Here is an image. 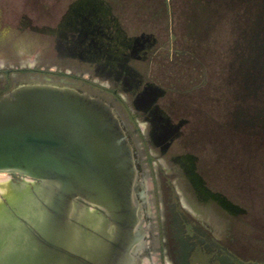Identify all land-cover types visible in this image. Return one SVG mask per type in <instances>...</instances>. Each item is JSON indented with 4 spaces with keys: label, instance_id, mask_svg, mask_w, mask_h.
Here are the masks:
<instances>
[{
    "label": "rangeland",
    "instance_id": "1",
    "mask_svg": "<svg viewBox=\"0 0 264 264\" xmlns=\"http://www.w3.org/2000/svg\"><path fill=\"white\" fill-rule=\"evenodd\" d=\"M79 2L82 7L89 5L97 10L96 14L86 15L89 19L85 26H89L88 22L101 25L107 34L121 30L123 43L132 45L138 40L145 45L144 50L135 52L139 59L128 55L127 67L132 76L119 95L133 112L145 115L147 111H139L134 104L138 88L147 84L157 86L162 97L156 103L174 127L170 129L163 123L162 131L171 132H165L164 139L156 142L150 136L155 129L152 122L145 123L143 117L137 119L150 140V152L161 162L154 160L152 169L142 164L141 176L151 172L155 176L145 177L147 188H153L151 181L155 178L160 185L162 180L169 181L191 211L221 218L224 232L264 227V143L248 142L228 133L238 89L230 82V65L239 52L237 44H246L259 28L260 7L255 6L256 1L0 0V70L25 69L22 66L33 67L40 62L32 69L75 75L110 89L115 76L109 66H104L108 59L103 53L107 50L111 57H117V53L124 51L121 39L106 41L96 34L100 40L93 45L89 28L77 47V39L65 38L64 31L60 34V13ZM43 5L52 10L46 14ZM97 17L104 23L97 22ZM25 22L32 28L23 27ZM43 26L51 31L40 32ZM12 77L47 78L102 96L117 109L140 153L141 146L134 127L127 121L125 108L97 87L24 70L16 71ZM10 182L22 189L27 181L10 177ZM33 186L28 184L24 192L11 199L3 196L0 235L6 201L19 204ZM150 210L155 211V206Z\"/></svg>",
    "mask_w": 264,
    "mask_h": 264
},
{
    "label": "water",
    "instance_id": "2",
    "mask_svg": "<svg viewBox=\"0 0 264 264\" xmlns=\"http://www.w3.org/2000/svg\"><path fill=\"white\" fill-rule=\"evenodd\" d=\"M135 154L104 99L15 79L0 97V173L35 185L19 204L6 201L0 264H122L119 254L138 243L137 214L149 211Z\"/></svg>",
    "mask_w": 264,
    "mask_h": 264
},
{
    "label": "flooded vegetation",
    "instance_id": "3",
    "mask_svg": "<svg viewBox=\"0 0 264 264\" xmlns=\"http://www.w3.org/2000/svg\"><path fill=\"white\" fill-rule=\"evenodd\" d=\"M254 1H256L255 6L260 7V12L257 15L259 28L250 35L246 44H237L236 51L239 49V52L235 53V58L230 65V82L238 89L235 97L237 104L231 116L232 123L230 126L232 129L228 133L233 137L241 136L248 142L251 140L253 143L254 141L264 143V0ZM82 4L80 2L72 4L65 9L66 13H60V20H62L58 26L60 27V34L64 31L66 32L64 34L65 38L72 36L77 39V47H79L80 38L89 32V28L88 36L93 45L99 37H103L106 41L121 39L122 42H120L121 46L124 47V51L117 53V57H111L107 50L103 53L108 56L105 57L108 59V63L104 66H109L110 71L115 76L111 88L109 89L100 83L87 81L75 75H67L58 71L52 73L48 70L32 69L38 63L40 64L38 62L33 67L22 66L25 69L0 70V97L14 87L16 78L12 75L16 71L22 70L30 74L75 79L86 85H93L102 94L109 95L115 102L125 108L128 115L127 121L134 127L135 136L141 146L140 153L136 151L135 154L137 167L141 171L142 164H144L152 169L154 160H157L159 164L161 162L156 155L150 152V140L147 139L137 119L143 117L146 120L145 123L152 122L153 127H155L152 135H150L153 137L152 141L157 142L159 138L164 139L165 132H171L170 129L174 127L168 123L170 121L162 115L156 103L162 97V92L153 84H147L145 87H142L141 84L140 87L138 86L137 92L139 94L138 97L136 96L134 104L139 111L142 109L145 112L147 111L145 115L133 112L119 95V91L128 86L132 76L131 69L127 67L128 55H133V57L139 59L140 56H134L135 52H139L141 49L144 50L145 45L138 40L134 41L132 45L126 44L127 41L123 43L125 37L121 30L111 31L107 34L103 32L101 29L103 26L101 25L95 26L88 22L87 25L89 26H85L84 22L89 19L86 15L96 14L97 10L89 5L88 7H82ZM42 9L46 11V14H48V10H52L47 5H43ZM86 11L92 13L88 12L86 14ZM102 21L97 17V22L104 23ZM22 26L30 27V24L25 22ZM49 31L51 30H48V27L43 26L40 32L48 34ZM96 34H98V38H96ZM98 97L102 98V96ZM163 123H166V126L168 125L170 129L162 131L165 128ZM222 132L220 130V133ZM139 155L143 158H139ZM144 177L152 178L155 176L151 172L146 173ZM151 182L153 188H147L149 211L146 213L141 212L136 216V222L140 226V228L135 229V239L138 243L133 244L129 250L119 254L123 259L122 264H264V227L243 229L240 233L224 232L221 218L191 211L189 205L181 200L172 183L162 180V185H160L156 178L155 181ZM151 197L154 198L151 199ZM76 204L79 205V202ZM152 205L155 206V211L150 210ZM87 210L90 215L95 217L103 215L93 207ZM244 225L246 224L244 223Z\"/></svg>",
    "mask_w": 264,
    "mask_h": 264
},
{
    "label": "bare ground",
    "instance_id": "4",
    "mask_svg": "<svg viewBox=\"0 0 264 264\" xmlns=\"http://www.w3.org/2000/svg\"><path fill=\"white\" fill-rule=\"evenodd\" d=\"M10 177H11V175H9L7 173H0V215L2 214V209L4 208V206L2 205V201L4 200L3 196L6 197V199H8V198L11 199L15 195H17V193L24 192V188L28 184L35 185V183L33 181H30L28 179H22V180L27 181V182H26V185L24 186V188L20 189L16 185L12 184V182H10ZM18 197L20 198V195H18ZM18 197H17V199H19Z\"/></svg>",
    "mask_w": 264,
    "mask_h": 264
},
{
    "label": "trees",
    "instance_id": "5",
    "mask_svg": "<svg viewBox=\"0 0 264 264\" xmlns=\"http://www.w3.org/2000/svg\"><path fill=\"white\" fill-rule=\"evenodd\" d=\"M229 131H231V129H229Z\"/></svg>",
    "mask_w": 264,
    "mask_h": 264
}]
</instances>
